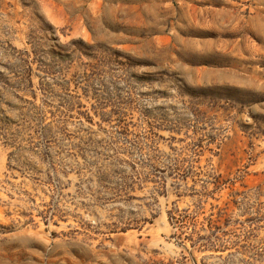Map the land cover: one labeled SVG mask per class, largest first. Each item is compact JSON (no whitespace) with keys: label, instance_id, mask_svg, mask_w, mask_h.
Wrapping results in <instances>:
<instances>
[{"label":"rangeland","instance_id":"1","mask_svg":"<svg viewBox=\"0 0 264 264\" xmlns=\"http://www.w3.org/2000/svg\"><path fill=\"white\" fill-rule=\"evenodd\" d=\"M0 264H264V0H0Z\"/></svg>","mask_w":264,"mask_h":264}]
</instances>
